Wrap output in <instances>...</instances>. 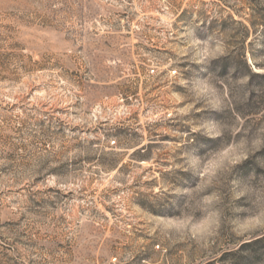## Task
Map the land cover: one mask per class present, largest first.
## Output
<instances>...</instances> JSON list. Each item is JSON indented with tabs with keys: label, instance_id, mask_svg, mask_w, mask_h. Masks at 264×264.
<instances>
[{
	"label": "rangeland",
	"instance_id": "374dc122",
	"mask_svg": "<svg viewBox=\"0 0 264 264\" xmlns=\"http://www.w3.org/2000/svg\"><path fill=\"white\" fill-rule=\"evenodd\" d=\"M0 264H264V0H0Z\"/></svg>",
	"mask_w": 264,
	"mask_h": 264
}]
</instances>
